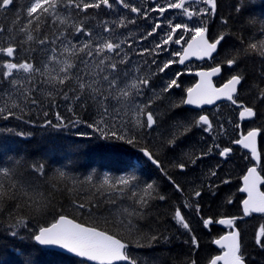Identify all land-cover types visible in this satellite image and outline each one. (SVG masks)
Wrapping results in <instances>:
<instances>
[{"label": "trees", "instance_id": "16d2710c", "mask_svg": "<svg viewBox=\"0 0 264 264\" xmlns=\"http://www.w3.org/2000/svg\"><path fill=\"white\" fill-rule=\"evenodd\" d=\"M110 2L113 3L110 9L103 5L99 9L90 8L86 12L72 9V19L77 23L82 21L84 28L93 32V37L102 32L104 22H107L108 26L114 29L112 34L114 37L128 40V44L122 46L128 53V63L119 67L128 73V80L137 75L150 78L149 86L135 97V103L147 102L153 98L154 93L162 95L161 99L156 100L147 109L156 118V127L152 130L145 128L136 131L131 129L130 125H126L130 133L134 132L137 136L139 143L135 146L116 139L100 138L99 133L88 128L84 123H92L96 118L93 108L82 109L79 105L73 107L70 102H66L60 96H57L55 103H52L40 91V89H46V86L39 85L38 90L33 93L35 99L39 101L38 105L24 106L23 112L13 109L16 115L8 116L7 119L0 115V167L16 169L18 178L24 181L35 179V182L40 185V190L45 194L50 191L45 178L34 177L28 165L43 163L47 177H51L56 169L65 171L71 178L69 187L74 180L76 188L71 192L52 193L56 209L79 223L110 233L119 232L120 237L124 238L131 237L126 230L114 228L113 221L117 218V213L123 208L130 207L133 202L125 195L113 197L115 203H109L106 195L94 194V190L90 189L85 180L88 176H92L95 183L102 180L105 175L116 179L134 172L138 177L139 187L154 183L158 194L166 197L163 201L153 199L150 207L144 210L143 218L133 221L143 234L160 236V239L153 242L151 247L136 248L129 245L130 253L137 259L138 264H186L190 259H195L197 264H207L210 257L218 255L213 247V241L223 232L213 225L210 230H206L203 221L208 218H212L215 222L226 217H243L241 204L244 198L239 194V185L253 163L249 156L239 149L234 152V162L221 163L220 157L217 156L221 145L218 144L219 148H214L221 139L217 134H207L203 126H193L190 131L181 134L182 125L191 124L200 115L186 110L184 105L175 107V104L185 98L187 89L191 88L196 80L191 76H180L179 89H171L169 91L171 95L161 93V89L173 77L172 67L164 72L158 71L163 61L174 59L170 49L171 44L163 45V40L147 35L153 30L150 23L166 22V19L170 17V10L157 15L152 10L151 0H141L140 3L135 0H126L147 14L136 16L129 9L120 7L115 0ZM30 3L31 0H14L9 9L0 10V27L5 29L4 33H0V46L6 47L8 43H12L17 48L14 58L0 53V63L5 60L19 62L28 59L37 66H41L40 61L44 59V54H41L39 50L52 47V45L42 46L36 42L24 43L26 36L19 29L28 25L27 8ZM238 4L246 6L237 12L235 9ZM60 13L66 16L69 10L61 8ZM123 17H127L128 20L134 19L135 23L117 28L113 22H118ZM199 20L201 19L193 21ZM224 20L228 21L226 25L223 24ZM250 20L259 23L250 24ZM176 21L185 22L186 20L184 16H178ZM262 25H264V2L261 0H217L216 15L209 22L210 38L221 32H227L228 35L223 41L218 60L208 64L206 68L217 65L223 68V76L217 81V85L224 84L232 75L243 74L244 79L236 97L237 104L253 107L257 112L255 119L244 127V132L247 133L255 128L261 129L260 172L264 176V170H262L264 169V102L257 98L260 89H264V58L255 55L244 57L232 69L222 64V61L230 58L236 50L243 48L249 41L264 38V33L260 31ZM32 27L34 28L35 25ZM62 27L58 22L53 24L52 18L49 17L48 22L42 25L41 31L33 32V35L37 39L48 36L51 40L54 38L53 34ZM103 34L109 35V33ZM70 39L74 43L77 42L75 35ZM87 39L88 37L84 35L79 37L81 41ZM129 44L131 47L128 46ZM158 44L163 47L157 48ZM56 46H59V42ZM2 71L3 69H0V72ZM38 80L39 78L37 82ZM10 91L12 90L6 82L0 85V104L6 98L5 94ZM70 107H73V111H69ZM174 111L177 113L170 117H163ZM57 113L63 118V124L66 126L54 127L60 124L56 118ZM222 115L236 119V110L227 105ZM125 119H130V115ZM49 120L52 122L50 125L46 124ZM76 120L81 123L75 124ZM120 123L117 121L118 128ZM236 132H238L237 125L230 127L226 135L233 137ZM174 136L175 143L169 144L168 140ZM140 148L151 151L160 161L161 167L157 168L143 159ZM209 148L211 152H208ZM206 152L207 155H201ZM181 163L185 165V173L180 172V168L176 167ZM129 164L133 167L130 168ZM213 171L216 175L211 174ZM228 177L230 179L225 183ZM173 181L180 186L182 192L176 190ZM196 191L201 193L199 198L194 195ZM228 200H231V203H228ZM90 201V210L87 207L77 209L74 206L75 203L88 205ZM185 202L193 207H185ZM197 204L199 213L195 209ZM176 208H180L185 216L191 228L190 233L173 219ZM21 213L26 214L23 207ZM12 216L14 217L15 213ZM15 223L16 220L8 215L7 209L4 213H0V264H22L27 261H31L32 264H86L37 246L29 239L37 227L36 221L30 220L27 228L11 227ZM236 226L243 237V254L246 262L264 264V249L258 247L254 241L259 228L264 226V217H250L239 221ZM12 231H17L18 235L13 237ZM192 236L199 242L198 249L192 248ZM164 237L167 239L165 240ZM21 251L25 255L21 256L19 254Z\"/></svg>", "mask_w": 264, "mask_h": 264}, {"label": "snow or ice", "instance_id": "6c2138e0", "mask_svg": "<svg viewBox=\"0 0 264 264\" xmlns=\"http://www.w3.org/2000/svg\"><path fill=\"white\" fill-rule=\"evenodd\" d=\"M14 0H0V10L7 9L13 5ZM115 2L129 9L137 15H144L141 8L126 2V0H115ZM194 4H203L205 7L198 10L193 7ZM112 8L113 3L110 0H31L27 8L28 25L19 29L24 33L26 39L24 43L36 42L39 45H52L50 48L40 49V53L44 54V59L40 61L41 66L31 60H23L13 62V60H5L0 63V85L7 83L12 90L5 94V99L0 104V115L5 119L8 116L16 115L13 109L24 111V106L38 105L39 101L35 99V93L39 85H45L46 89H40L41 93L48 98L52 103H55V98L60 96L66 102H70L73 107L79 105L82 109L91 107L95 110L96 118L92 123H87V127L99 133V137L103 139H116L123 141L128 145L135 146L139 143L134 132L129 131L126 125H130L131 129L136 131L140 129H151L156 123V118L151 111L147 109L151 107L156 100L161 99L162 95L154 93L153 98H150L143 104L135 103V97H138L145 88L149 86L150 78L137 75L135 78L128 80V73L123 71L119 65L128 63V53L124 51L123 45L128 44L127 39H119L112 35L114 29L104 22L102 32L93 37V32L87 30L83 26V22L77 23L72 19L71 10H79L86 12L90 8L99 9L101 6ZM187 5V6H186ZM246 5L238 4L236 11L240 12ZM69 10L68 15H61L60 9ZM169 9H179L182 14L190 21L193 17H211L217 12V0H169L165 6H157L153 11L160 14L167 12ZM52 18V23L63 26L54 33V38L49 39L48 36L37 39L33 32H40L43 24L48 22V18ZM117 28L127 27V24H134L135 20H128L127 17L121 18L118 22H113ZM170 31L166 38L163 39V45L173 42V37L176 36L177 30H182L183 33H190L187 47L182 53H177L180 56L179 61L169 60L159 66L158 71L164 72L174 63L183 64L191 56H196L200 59L207 57L213 59V54H218V47L222 41H225L227 32H221L217 36L210 38L207 22L204 20L193 21L192 26L188 23L173 24L171 20L167 21ZM228 21L224 20L223 24ZM250 24L259 23L250 20ZM35 25L33 28L32 26ZM160 28V24L154 25L152 32L147 33L148 36ZM71 29V32H69ZM261 33H264V25L260 27ZM5 29L0 27V33H4ZM103 33H109L105 36ZM75 35L77 42L74 43L71 36ZM81 35L87 36V40H79ZM145 39L147 37H144ZM182 37L176 38V44L181 43ZM57 42L59 46L57 47ZM163 45L158 44L157 48H162ZM131 47V45H128ZM31 51H36L31 49ZM147 51V49H145ZM17 52L16 46L12 43L0 46V53L6 57L14 58ZM123 53V54H122ZM259 56L264 58V38L251 40L243 48L236 50L230 58L222 61L229 67L238 65V62L248 56ZM155 63V61H153ZM83 65V67H80ZM137 71H139L137 69ZM221 72V65L212 67L209 71L198 72L200 82L194 87L187 89L186 98L181 99L175 107L182 105H203L212 104L216 100L225 98L233 105L238 101L234 97L237 94L238 86L241 85L244 76L242 73L232 75L227 82L220 88H216L212 84L211 78ZM183 73H176L175 78L171 79L161 89V93H167L173 88H180L178 83L180 76ZM39 78L38 82L37 79ZM71 93V95H70ZM261 102H264V89H260L257 97ZM73 107L69 111H73ZM239 112L240 119L254 118L257 112L253 107L241 104ZM75 115V113H73ZM47 115V113H45ZM130 115V119H125ZM20 118V117H17ZM56 118L60 121L59 125L54 127L66 126L63 124V118L56 114ZM117 121H120V127H117ZM52 122L46 121V124ZM75 124L81 123L76 120ZM193 126H206L205 130L210 131L212 123L207 115H200L198 119L191 124L182 125L181 134L191 130ZM261 134V129L255 128L242 135L240 139L233 143L241 145L244 149L250 151L254 160L260 161L261 155L257 147V137ZM23 135V133H20ZM81 135H86L81 133ZM169 144L175 143V136L168 140ZM219 148V145H215ZM147 159L160 168V161L156 159L151 151L147 148H140ZM208 152H211L209 148ZM232 152V148L225 147L218 153L219 156L227 159ZM202 153L201 155H207ZM200 158V157H197ZM194 162V161H193ZM34 177L45 178V183L48 184L50 191L45 194L40 190V185L31 181H24L18 178L16 169L9 167H0V213H4L7 209L8 215L16 220V223L11 225L13 228H27L29 221H36L37 227L32 232L29 239L40 246H58L61 249L67 250L76 256L84 257L88 261L96 262V264H138V261L133 257L129 250V245L136 248L151 247L152 243L160 239L159 235H145L133 223L134 220L143 218L144 210L150 207L153 199L165 200L164 195L157 192L154 183H147L142 188L139 187L138 177L135 173H130L126 176L113 179L105 175L98 182L93 181L92 176H88L85 180L94 190V194L107 196L109 203H115L113 197H124L131 200L133 203L128 208H123L117 213V218L113 221V227L120 230H126L131 238L120 237L119 232L100 230L94 226H87L79 223L74 218L58 211L53 204L52 193L56 191L71 192L76 188V181H71L69 187V178L65 171L56 169L51 177L46 176L45 165L41 162L28 165ZM129 167L133 165L129 164ZM176 167L184 169V164H178ZM264 170V169H262ZM163 171V169H161ZM212 175H216L213 171ZM165 175H167L165 173ZM169 180L171 178L169 177ZM243 187L239 191L246 193L247 198L243 199L244 216H249L252 213H264V191L261 190V185H264V176L257 170V166L249 167L246 174L242 177ZM227 183V181H224ZM177 191L182 192L178 184L172 182ZM196 197L201 195L200 191L194 193ZM231 203V200H228ZM91 201L88 205L85 203H75L77 209L90 210ZM185 207H193L188 202H185ZM26 214L21 213V208ZM197 213H199V205H195ZM15 213L13 217L12 214ZM51 217V219H48ZM122 217V218H120ZM173 219L187 232H191V228L181 212L180 208H176ZM238 217L221 218L216 223L228 226L231 231L226 235L215 239L213 243L222 249V254L212 256L208 259L207 264H246V258L242 253L241 233L236 227ZM43 221V222H42ZM207 227L214 223L212 218L203 221ZM11 235L16 237L17 231H12ZM119 237V238H118ZM166 240L167 237H164ZM146 241V242H145ZM255 244L264 249V226L259 228L258 233L254 237ZM192 248L198 249L199 242L194 236L191 237ZM25 255L23 251L19 253ZM22 264H32L31 261L22 262ZM186 264H197L195 259H190Z\"/></svg>", "mask_w": 264, "mask_h": 264}, {"label": "water", "instance_id": "95a60500", "mask_svg": "<svg viewBox=\"0 0 264 264\" xmlns=\"http://www.w3.org/2000/svg\"><path fill=\"white\" fill-rule=\"evenodd\" d=\"M9 7H10V6H9ZM9 7H8V8H9ZM8 8H7V9H8ZM186 47H187V46H186ZM186 47H185V48H186ZM219 48H220V46L218 47V52H219ZM217 55H218V54H216V53L213 54L214 57H216ZM212 60H213V59H208L207 57H205L204 59H200V58H198V57H196V56H191V57H189L187 60H185V62H184L183 64H180V63H179V66H180L181 68H184L186 65H188V64H190V63H193V62H196V63L202 64V63H205V62H210V61H212ZM230 68H232V66H231ZM201 71H209V70L202 69V70H200L199 72H201ZM197 73H198V72H197ZM197 73L195 74V76H196V78H197V80H198L197 83H199V82H200V77L197 75ZM221 76H222V70H221V72H220L218 75L213 76V77L211 78V80H212V84H213L215 87H216V85H215V81L218 80V79H220ZM197 83H196V84H197ZM222 86H223V85H222ZM222 86H220V87H222ZM240 86H241V85H240ZM240 86H238V90H239ZM220 87H216V88H220ZM237 93H238V91H237ZM186 96H187V93H186ZM225 102H230V101L226 100L225 98H221V99L216 100V101H215L214 103H212V104H203V105H185V107H186L187 109H189V110H193V111H201V110H203V109H205V108H213V107L217 106L218 104H220V103H225ZM252 119H253V118L240 119V123L243 124V123H245V122H247V121H250V120H252ZM153 127H154V126H153ZM153 127H152V128H153ZM259 137H260V135L257 137V147H258V151H259ZM238 146H239L241 149H243L244 152H246V153H248V154L251 155V153H250L249 150L244 149L241 145H238ZM146 158H147V157H146ZM252 159H253V158H252ZM253 161H254V164L257 166V170L259 171V168H260V161H256V160H254V159H253ZM263 186H264V185H261V190H262ZM241 187H243V180H241ZM262 191H263V190H262ZM240 194L243 195L245 199L247 198V194H246V193H243V192L240 191ZM241 207H242V211H243V204L241 205ZM243 215H244V213H243ZM251 215H254V216H264V213H252ZM251 215H249V216H244V219L249 218ZM217 227H219V228H221V229H224V230L228 229V226H226V225H221V224H219V223H217ZM225 235H226V234H225ZM37 245H38V244H37ZM38 246L41 247V248H44V249H47V250H50V251L56 252V253L63 254V255H65V256H69V257H71V258H75V259H78V260L84 261V262H86L87 264H96V262L88 261V260H87L86 258H84V257L76 256L75 254H73V253H69V252H67V250L61 249V248H59L58 246H40V245H38ZM213 246H214V248H215L218 252H222V251H223L222 249L219 248V246H217V245H215V244H213ZM118 264H120V262H118Z\"/></svg>", "mask_w": 264, "mask_h": 264}, {"label": "flooded vegetation", "instance_id": "af4514ba", "mask_svg": "<svg viewBox=\"0 0 264 264\" xmlns=\"http://www.w3.org/2000/svg\"><path fill=\"white\" fill-rule=\"evenodd\" d=\"M175 11H176V12H182V11L179 10V9H175ZM185 36H186L185 33L181 34L182 40L185 38ZM174 72H175V73H178V72H179V73H183L181 76H182V77H185L186 75H188V73H190V69H189V68H185V70H179L178 67H174ZM166 94L171 95V94H169V92H167ZM193 139H195V138H193ZM216 145H217V144H216ZM214 148H216L215 145H214ZM228 161H229V163H232V162H234V159L229 158ZM199 197H200V196H199ZM199 197H198V198H199Z\"/></svg>", "mask_w": 264, "mask_h": 264}, {"label": "rangeland", "instance_id": "374dc122", "mask_svg": "<svg viewBox=\"0 0 264 264\" xmlns=\"http://www.w3.org/2000/svg\"><path fill=\"white\" fill-rule=\"evenodd\" d=\"M172 73H173V71H171ZM170 101V100H169ZM251 101V100H250ZM174 113H177V112H172L171 114H167L166 116H163V117H170V116H172ZM181 114V113H180ZM227 121H229V120H227ZM230 126H231V124H229L228 122L226 123V127H229L230 128ZM222 134H225V133H223V132H221ZM180 172H181V169H180ZM189 184V183H188ZM190 185V184H189Z\"/></svg>", "mask_w": 264, "mask_h": 264}]
</instances>
